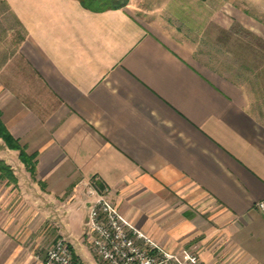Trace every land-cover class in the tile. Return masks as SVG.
I'll use <instances>...</instances> for the list:
<instances>
[{
	"label": "crops",
	"instance_id": "obj_1",
	"mask_svg": "<svg viewBox=\"0 0 264 264\" xmlns=\"http://www.w3.org/2000/svg\"><path fill=\"white\" fill-rule=\"evenodd\" d=\"M163 2L177 28L139 16L153 0H0V119L36 170L0 138V264H45L59 237L82 258L89 183L168 252L264 264V28Z\"/></svg>",
	"mask_w": 264,
	"mask_h": 264
},
{
	"label": "built area",
	"instance_id": "obj_2",
	"mask_svg": "<svg viewBox=\"0 0 264 264\" xmlns=\"http://www.w3.org/2000/svg\"><path fill=\"white\" fill-rule=\"evenodd\" d=\"M87 193L92 200L83 228L103 264H206L199 257L197 244L181 253L168 252L126 221L93 184L89 183ZM257 207L264 214V200ZM43 260L45 264H81L64 237L46 249Z\"/></svg>",
	"mask_w": 264,
	"mask_h": 264
},
{
	"label": "rangeland",
	"instance_id": "obj_3",
	"mask_svg": "<svg viewBox=\"0 0 264 264\" xmlns=\"http://www.w3.org/2000/svg\"><path fill=\"white\" fill-rule=\"evenodd\" d=\"M140 1V2H139ZM154 1V6L151 4L152 0H136L137 3H139V6H144V7H162L163 6V12H161L160 15H139L141 16V18H144L145 21L148 20H152L154 22H156L157 25L161 26V27H168V26H175L177 28L178 24L183 22V14L185 12H181L178 13L179 15H169L167 13V4L166 0H153ZM159 1H162L159 3ZM214 1V0H213ZM129 2V1H128ZM187 2V1H186ZM149 3V5H147ZM225 4L224 6L226 7H234V8H238L240 9L241 13L240 15H246V17L248 18H255L256 22L262 27L264 28V0H217V5L218 8L220 6H222V4ZM189 4V3H188ZM187 9L190 7V10L192 12H194L193 10L197 7H199V5H194L191 4L189 6H186ZM192 8V9H191ZM189 15V14H187ZM2 140V139H1ZM3 142V141H2ZM4 143V142H3ZM5 145V143H4ZM6 148H8L6 145L4 146ZM9 149V148H8ZM12 150V149H9ZM2 161V160H1ZM20 161V159H19ZM4 162V161H3ZM5 163V162H4ZM6 164V163H5ZM20 169L19 170H24L26 172H29V170L27 169V166L20 161ZM7 165V164H6ZM10 169V171H6L3 173H0V177H4L3 174H7L9 172H13L14 170L11 169V167L9 165H7ZM16 170V169H15ZM30 173V172H29ZM35 173L36 170H34V174L31 175V179L34 181L35 180ZM31 174V173H30ZM94 186V185H93ZM42 187V186H41ZM95 187V186H94ZM96 188V187H95ZM97 189V188H96ZM98 190V189H97ZM100 191L104 196L105 194L103 193V190H98ZM106 197V196H105ZM107 198V197H106ZM108 199V198H107ZM109 200V199H108ZM113 205V204H112ZM117 210V209H116ZM119 212V211H118ZM120 213V212H119ZM121 214V213H120ZM122 215V214H121ZM122 217L128 221L123 215ZM134 228H136L130 221H128ZM137 229V228H136ZM143 233V232H142ZM145 236H147L148 238H150L146 233H143ZM65 238V237H64ZM66 239V238H65ZM67 244L69 245L70 250L73 253V250L68 242V240L66 239ZM77 248V251L79 255H81V253H83L84 256H82V258L75 256L73 253V256L78 259L80 261L81 264H89V262L91 261L93 264H103L102 261L99 259V257L94 253V251L92 250V246L90 244V238L89 235L86 233V231L83 229V234H82V241L81 244L75 245ZM160 246V245H159ZM85 251V252H84Z\"/></svg>",
	"mask_w": 264,
	"mask_h": 264
},
{
	"label": "trees",
	"instance_id": "obj_4",
	"mask_svg": "<svg viewBox=\"0 0 264 264\" xmlns=\"http://www.w3.org/2000/svg\"><path fill=\"white\" fill-rule=\"evenodd\" d=\"M80 4L91 11L102 12L105 10L121 9L128 4L129 0H78ZM1 117V114H0ZM0 138L5 145L12 150L18 151V157L23 162L31 175L34 174L35 163L34 156L27 155L23 148H21L18 142L9 135L0 119ZM10 171L9 167L0 160V173Z\"/></svg>",
	"mask_w": 264,
	"mask_h": 264
}]
</instances>
